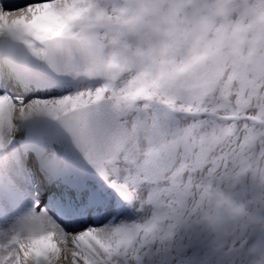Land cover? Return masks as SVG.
I'll return each mask as SVG.
<instances>
[{"label": "snow or ice", "instance_id": "6c2138e0", "mask_svg": "<svg viewBox=\"0 0 264 264\" xmlns=\"http://www.w3.org/2000/svg\"><path fill=\"white\" fill-rule=\"evenodd\" d=\"M0 264H264V0H0Z\"/></svg>", "mask_w": 264, "mask_h": 264}]
</instances>
